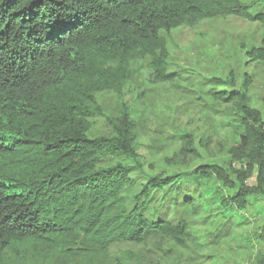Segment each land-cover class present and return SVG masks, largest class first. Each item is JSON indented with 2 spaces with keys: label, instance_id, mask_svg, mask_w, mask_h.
Instances as JSON below:
<instances>
[{
  "label": "trees",
  "instance_id": "trees-1",
  "mask_svg": "<svg viewBox=\"0 0 264 264\" xmlns=\"http://www.w3.org/2000/svg\"><path fill=\"white\" fill-rule=\"evenodd\" d=\"M251 10L239 0H0V262L36 247L113 264L126 260L112 257L117 246L164 238L188 248L194 236L179 209L198 215L194 198L169 196L179 176L146 171L135 143L143 114L124 104L108 118L111 135L89 136L104 115L97 96L123 100L136 58L149 60L153 83L173 82L162 33L219 17L264 26ZM248 55L264 62V30ZM206 83L230 86L199 100L232 107L240 136L229 168L203 164L192 175L234 191L221 206L243 212L251 196L264 200V116L250 105V79L241 90ZM180 138L182 155L197 154L190 133Z\"/></svg>",
  "mask_w": 264,
  "mask_h": 264
},
{
  "label": "rangeland",
  "instance_id": "rangeland-1",
  "mask_svg": "<svg viewBox=\"0 0 264 264\" xmlns=\"http://www.w3.org/2000/svg\"><path fill=\"white\" fill-rule=\"evenodd\" d=\"M252 6L251 13L264 14V0H239ZM264 26L237 17H219L188 24L171 33H162L168 53V70L178 74L169 83H153L149 60L136 58L132 80L124 89V99L113 92L98 95L104 112L93 120L90 137L111 135L108 118L116 119L125 104L133 114H143L135 132V143L146 171L151 175L179 176L170 195L182 193L195 200L198 215L181 207L193 241L186 249L168 239L149 240L141 246L114 247L112 257L125 264H258L264 258V200L249 198V208L226 210L223 200L234 191L217 180L205 181L192 175L203 164L229 168L230 150L239 142V116L230 106L203 105L199 100L212 91H229V85L215 87L206 81H235L241 90L250 79L248 97L252 108L264 116V62L248 55L261 47ZM137 116V115H136ZM190 133L197 154L180 153V135ZM108 161L105 166H112ZM75 252V251H73ZM0 264H113L100 257L74 255L65 259L59 253L36 247L27 253L5 251Z\"/></svg>",
  "mask_w": 264,
  "mask_h": 264
}]
</instances>
